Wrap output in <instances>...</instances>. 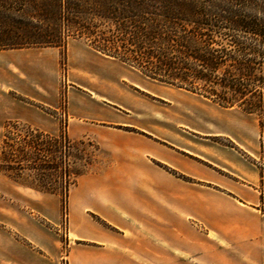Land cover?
Instances as JSON below:
<instances>
[{
    "label": "crops",
    "instance_id": "0c3cea01",
    "mask_svg": "<svg viewBox=\"0 0 264 264\" xmlns=\"http://www.w3.org/2000/svg\"><path fill=\"white\" fill-rule=\"evenodd\" d=\"M72 45L86 68L71 65ZM67 55V109L62 116L44 109L57 102L60 48L0 49V131L14 121L55 133L60 117L67 115L68 135L96 139L98 149L110 150L108 161L84 179L82 175L69 189V232L64 236L45 231L24 210L28 193L35 198L31 208L37 212L44 205L45 193L5 177L0 183V218L4 219L0 225V264H212V240L221 238L222 233L173 230L184 217L199 211L190 208L188 196L183 194L189 192V185L164 174L170 185L159 186L152 177L158 171L149 166L151 159L171 166L152 137L155 127H139L133 123L129 108L114 106L101 92L88 87L86 43L68 44ZM98 58L115 64V59ZM72 91L79 102L74 106L69 101ZM88 100L97 103V109ZM111 129L124 133L109 135ZM124 177L130 180L127 186L122 183ZM157 190L169 193V202L161 201V205L176 220L157 213ZM158 224L163 230H157Z\"/></svg>",
    "mask_w": 264,
    "mask_h": 264
},
{
    "label": "rangeland",
    "instance_id": "374dc122",
    "mask_svg": "<svg viewBox=\"0 0 264 264\" xmlns=\"http://www.w3.org/2000/svg\"><path fill=\"white\" fill-rule=\"evenodd\" d=\"M0 12L22 21L18 24L21 27H44V23L35 17L22 16L21 12ZM84 21L81 19V23L88 28V20ZM4 27L9 26L0 22V32H3ZM64 27V33L68 35L64 45L59 47L60 58L55 80L57 102L54 106H44L48 113H60L62 116L67 109L68 44L80 41L88 45L86 33L78 36L79 30L72 28L73 30L66 32V25ZM22 31L23 29H20L11 35L23 38ZM43 47L53 46L27 48ZM69 52L71 65L76 69L87 67L84 60L78 57L74 45ZM98 57L111 58L88 45V87L101 92L110 99L109 101H113L114 106L118 107L120 104L129 108L133 113V123L139 127H155L152 137L159 143L160 154L171 164L170 166L154 158L149 161V166L158 171L152 174L158 182L157 185H170L164 179V174L170 179H177L189 185V192L183 194L188 196L190 208L198 209L199 212L184 217L182 223L177 225L178 229L173 230L222 233L221 238L212 240V264H264V115L246 113L238 107L219 106L191 92L145 78L117 59L113 64L114 62ZM69 101L71 106L79 104L76 92L72 91ZM90 103L97 109V103L88 100V104ZM98 107L101 108V105L98 104ZM260 120L263 121V127ZM59 123V130L55 133L38 129L43 133L37 140L38 145L36 148L26 149L28 152L41 154L40 157L47 160L48 165L55 166L44 173L47 177L45 185L56 189H59L58 142L70 141L67 161L71 177L76 178L75 183L82 175L84 179V175L108 161L107 152H110L107 149H98L99 144L94 138L70 137L67 115L64 119L60 117ZM28 128L24 123L11 126L8 136L12 139L25 138L30 142L35 141L34 135L39 137V134ZM5 131L4 125L0 131V152ZM110 131L109 135H117V131L124 133L116 129ZM19 147L17 145L15 148ZM35 173V170H25L23 180L34 185L40 184ZM5 177L7 176L0 171V183L6 181ZM122 183L127 186L130 180L124 177ZM74 184L69 189L73 188ZM44 193V205L38 212L31 208L32 199H35L31 193H28L23 203L24 210L29 211L28 214L34 217L45 231H55L64 236L69 232L68 193L66 196L61 192ZM156 195L157 213L168 220H176L175 216L166 214L165 207L161 205V201L169 202V193L157 190ZM179 204L183 203L179 201ZM0 214L3 215L2 209ZM3 220L1 217L2 226ZM162 227L163 225L158 224L157 230H163Z\"/></svg>",
    "mask_w": 264,
    "mask_h": 264
},
{
    "label": "trees",
    "instance_id": "16d2710c",
    "mask_svg": "<svg viewBox=\"0 0 264 264\" xmlns=\"http://www.w3.org/2000/svg\"><path fill=\"white\" fill-rule=\"evenodd\" d=\"M0 11H18L44 23L21 27L22 21L0 12V22L10 27L0 32V49L61 47L66 25V32L86 33L90 47L145 78L225 108L264 115V0H0ZM81 19L88 20V28ZM14 29H23L24 37H12ZM18 124H5L0 171L16 183L66 196L76 181L68 169L70 141L58 142L56 189L45 185L44 173L55 166L26 151L36 148L43 133L28 126L39 134L35 141L12 139L8 129ZM25 170H35L40 184L23 180Z\"/></svg>",
    "mask_w": 264,
    "mask_h": 264
},
{
    "label": "built area",
    "instance_id": "2783aa9c",
    "mask_svg": "<svg viewBox=\"0 0 264 264\" xmlns=\"http://www.w3.org/2000/svg\"><path fill=\"white\" fill-rule=\"evenodd\" d=\"M63 264H66V262L65 263L63 262Z\"/></svg>",
    "mask_w": 264,
    "mask_h": 264
}]
</instances>
